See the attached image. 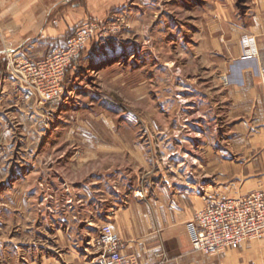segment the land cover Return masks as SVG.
Here are the masks:
<instances>
[{"label":"rangeland","instance_id":"rangeland-1","mask_svg":"<svg viewBox=\"0 0 264 264\" xmlns=\"http://www.w3.org/2000/svg\"><path fill=\"white\" fill-rule=\"evenodd\" d=\"M105 24L68 69L54 106L12 75L7 54L0 58V264H40L60 236L98 235L110 224L98 200L109 199L111 184L148 198L153 176L181 165L180 144L204 133L194 125L205 117L200 92L226 82L239 43L259 62L264 97V0H133ZM91 217L98 220L84 222ZM157 253V264L170 261Z\"/></svg>","mask_w":264,"mask_h":264},{"label":"crops","instance_id":"crops-1","mask_svg":"<svg viewBox=\"0 0 264 264\" xmlns=\"http://www.w3.org/2000/svg\"><path fill=\"white\" fill-rule=\"evenodd\" d=\"M132 2L0 0V58L19 51L36 59L45 57L84 18L109 23L111 16L125 12ZM259 46L264 51V38L259 39ZM233 51L235 56L228 60L224 71L226 82L200 92L205 97V117L195 120L194 125L204 124L206 128L204 133L194 131L188 137L189 144H180V150L174 149L181 165L162 169L153 176L152 191L146 199H134L131 192L111 184L109 199L98 200L99 208L102 203L106 208L98 213L111 212L110 224L133 264H157L159 250L168 255L170 261L166 264H264V240L206 257L193 250L188 229L195 212L214 200L264 191V97L259 62L246 56L240 43ZM1 87L0 83V92ZM195 104L196 109L204 107L198 100ZM177 139L171 137L170 142H182ZM91 218L84 222L98 220ZM96 236L87 233L85 241L78 242L62 235L58 240L61 246L42 257L40 264H86L87 250Z\"/></svg>","mask_w":264,"mask_h":264},{"label":"built area","instance_id":"built-area-1","mask_svg":"<svg viewBox=\"0 0 264 264\" xmlns=\"http://www.w3.org/2000/svg\"><path fill=\"white\" fill-rule=\"evenodd\" d=\"M54 24L58 21L54 20ZM107 33L105 23L86 17L49 55L30 59L9 52L8 65L22 86L32 90L44 105L64 101L68 69L75 65L87 46ZM248 54L257 56L253 40H246ZM264 88V65L261 72ZM191 245L205 256H219L226 249H237L247 242L264 240V191L256 190L239 197L217 199L197 210L188 224ZM124 243L110 224H103L90 243L86 264H133L123 252ZM164 263L165 254L157 253Z\"/></svg>","mask_w":264,"mask_h":264},{"label":"trees","instance_id":"trees-1","mask_svg":"<svg viewBox=\"0 0 264 264\" xmlns=\"http://www.w3.org/2000/svg\"><path fill=\"white\" fill-rule=\"evenodd\" d=\"M73 32H74V31H73ZM73 32H72V33H70L69 35L73 34Z\"/></svg>","mask_w":264,"mask_h":264}]
</instances>
